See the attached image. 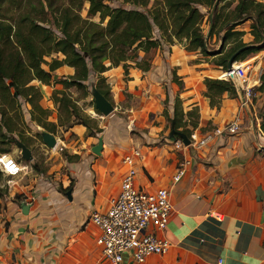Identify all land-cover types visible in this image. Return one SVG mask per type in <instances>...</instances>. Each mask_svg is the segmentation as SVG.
<instances>
[{
    "label": "crops",
    "instance_id": "0c3cea01",
    "mask_svg": "<svg viewBox=\"0 0 264 264\" xmlns=\"http://www.w3.org/2000/svg\"><path fill=\"white\" fill-rule=\"evenodd\" d=\"M233 30L242 32V43L252 40L247 21ZM179 43L176 39L171 44L162 42L156 50L162 44H173V53L165 63L153 56L145 71L132 65L124 74L116 65L97 75L108 89L110 99L106 100L112 107L109 113L92 117L89 107L93 101L87 102L85 113L94 118L99 131L87 135L80 123L66 129L56 126L55 146L63 155L44 173H33L25 181L18 177L20 183L16 181L0 199V264H107L87 216L93 209L105 210L116 195L126 170L122 158L134 148L140 153L134 183L147 189L166 188L171 204L160 233L169 243L167 250L138 264H264V135L256 114L260 98L244 97L232 82L237 97L225 91L210 105L203 79L219 78L222 71L207 74L199 64H191ZM263 54L264 49L253 54L257 71L251 81L262 67ZM141 57L139 51L136 61ZM164 68L171 69L169 74ZM73 72V67L61 65L51 75L67 77ZM97 77L90 78L89 92L80 101L92 100ZM51 84H40L39 105L51 111L47 120L56 123L49 95L61 87ZM166 93L168 114L172 101L178 99L189 132L195 130L202 136L232 120L238 130L214 136L197 149H174L167 139L159 142L166 133L161 114ZM27 107V125L39 128L30 122ZM117 109L120 115L114 113ZM191 112L195 114L193 126ZM133 130L140 136L131 134ZM169 132L168 140L176 139ZM99 138L101 148L94 153ZM182 161L187 162L183 174L173 180ZM121 264L134 263L124 260Z\"/></svg>",
    "mask_w": 264,
    "mask_h": 264
},
{
    "label": "trees",
    "instance_id": "16d2710c",
    "mask_svg": "<svg viewBox=\"0 0 264 264\" xmlns=\"http://www.w3.org/2000/svg\"><path fill=\"white\" fill-rule=\"evenodd\" d=\"M68 1L78 2L77 9L81 7L82 1H86V18H81L69 7L60 9L58 16L53 18L58 35L42 24L45 22L43 19L39 22L28 20L26 31L0 21V136L7 135L10 143H15V135L27 147L24 132L28 127L21 115L22 104L29 106L30 121L44 131L54 134L56 126H61L59 115L56 123L47 120L50 112L39 105L40 89L31 84L33 80L49 84L52 80L51 72L61 65L73 67L74 72L56 81L61 88L53 89L49 98L65 114L75 117L79 109L65 92L66 88L73 86L81 89L82 96L75 98L78 100L88 94L90 78L93 75L97 77L110 66L120 65L124 74L127 67L132 65L145 71L149 68L151 54L162 42L171 44L176 39L184 42L186 52L212 56L211 63L222 70V75L220 79H203L204 95L208 97L210 105H214L215 99L225 91L231 97H237L233 83L222 80L225 77L226 62L232 53L240 49L234 60L241 61L264 48V2L261 0H218L207 38L204 37L201 23L205 17V23L208 24L209 9L214 0H151V3L150 0H122L132 8L113 6L108 3L110 0ZM94 16H97V21L90 19ZM245 20H251L249 33L252 40L249 44L240 41L241 31L233 30ZM220 31L222 33L219 35ZM212 36L222 40L215 51L207 49ZM228 42V47L224 49ZM139 51L142 57L136 61ZM43 57H48V60ZM173 79L175 77L171 71L172 82ZM100 81L102 78L97 77L94 88L109 100L108 89ZM259 81L255 89L261 91L264 87V73L260 75ZM163 105L161 114L165 121L175 130L180 128L188 135L189 130L185 127L186 122L182 121L178 99L172 101L170 115L166 109L167 93ZM257 116L264 135V107ZM80 118L75 123L85 126L89 130L87 135L99 131L89 125L88 117ZM6 150L0 149L1 152Z\"/></svg>",
    "mask_w": 264,
    "mask_h": 264
},
{
    "label": "built area",
    "instance_id": "2783aa9c",
    "mask_svg": "<svg viewBox=\"0 0 264 264\" xmlns=\"http://www.w3.org/2000/svg\"><path fill=\"white\" fill-rule=\"evenodd\" d=\"M249 64H233L231 70L224 71L223 80L235 82L242 95L248 98L251 89L258 81L248 76ZM238 130L236 120L215 127L211 132L199 136L191 130L187 138L189 143L183 145L180 138L172 140L174 149L190 147L197 149L205 145L214 136L234 134ZM140 156L139 150L132 149L124 155L122 162L126 170L122 175L118 191L103 211L93 209L87 216V221L96 230L95 244L99 248L101 257L107 264H121L124 260L138 264L151 255L164 253L169 243L160 233L166 226L169 218L171 204L169 192L164 187L147 189L134 183L136 174L135 160ZM186 161H182L172 175L177 180L184 171ZM27 167L15 160L7 153H0V173L7 177L8 182L25 174ZM12 182L11 186L15 183Z\"/></svg>",
    "mask_w": 264,
    "mask_h": 264
},
{
    "label": "rangeland",
    "instance_id": "374dc122",
    "mask_svg": "<svg viewBox=\"0 0 264 264\" xmlns=\"http://www.w3.org/2000/svg\"><path fill=\"white\" fill-rule=\"evenodd\" d=\"M77 3L78 2L71 3L68 0H0V21H3V23H9L14 28L20 27L22 30L26 31L25 27L27 26L28 20L31 19V20H34L35 22L36 21L39 22L41 19H43L45 22L42 24L51 28L53 33L55 35H58V30L54 26L53 18L58 16V12L60 11V9H62L64 7H69L73 10V12L77 13L81 18H86V9H87L88 3L86 1H82L81 7L79 9H77ZM108 3L113 5V6L132 8L131 5H129L128 3H124L122 0H110ZM150 3H151V0H150ZM223 11H226V9H224ZM90 19L93 21L98 20L97 16L91 17ZM245 21H247L249 24L251 22V20H245ZM245 21H243V22H245ZM206 27H207V24L205 23V17H204L202 20V23H201V28H202L203 32L206 31ZM221 33H222V31L219 32V35ZM212 37H211V39L207 45V49L209 51H215L219 47V40L215 39V37H214V40H212ZM179 44L184 49V42L181 41V43H179ZM0 46H2L1 43H0ZM224 47H225V45H224ZM170 53H173V44H172V47H169L167 44H162V47L160 49L153 51V53L151 54V58L155 55H158V56H160L159 58L162 59L165 63V60L167 59V57L169 56ZM183 53L185 56H187L189 58V60H190L189 62L191 64H199V66L202 69H206L208 72H205V73H207V74L208 73L213 74V73H217V72L222 71L218 66L211 63L212 56H203L197 52L183 51ZM253 56L254 55L251 54L241 61H235V62H238L241 64H249L250 65V69L248 70L249 78H251L253 75H255L256 71H257V66L254 63V59L252 58ZM43 58L45 60H48V57H43ZM128 62L132 63L131 61H128ZM170 63H173V60H171ZM41 66L46 68V66H43L42 64H41ZM154 66H156V64ZM163 66L165 67V64ZM209 69L210 70L212 69V71L213 70H216V71L212 72V71H209ZM170 70L171 69L167 70V68L163 69L165 74H169L168 71H170ZM258 72H259V77L261 74L264 73V54L262 55V67L260 68V71H258ZM60 78H62V77L61 76H52V80L50 81L49 84H51V83L53 85L59 84L56 81H58V79H60ZM209 78L220 79L217 77H209ZM31 84L38 86L39 89L41 88L40 83L36 80L31 81ZM259 84H260V81L258 79V84L252 88L251 94L249 96V98H251L252 100H256L257 98H260L259 106L256 108V114L257 115H258V112L261 111L262 108L264 107V87L261 91H258L255 89ZM60 87H61V85H60ZM65 92L70 95L71 100L77 106L79 111L78 112L76 111L75 117L68 116V114H65L63 112V110H60L57 107V105L55 103H53V101H51L52 105H53L52 107H54L53 112L56 114V119H57V115H59L58 121H60L62 123L61 129H66L69 125L71 126L73 123L79 122L81 120L80 117H84V116H86L90 119L89 125L96 128L95 120L92 117L99 116V114H100L99 111L96 110L94 105L92 104L91 105L92 107H89V109L93 111V112H90V115L92 117H89L85 113V109L88 108L86 106L87 102H88V104H89V102L91 103V101H93V98H92V100H88V101H85V100L80 101V99L76 100L75 98H79L82 96V90L76 89L73 86H69L68 88H66ZM257 92H260V94H257ZM253 94H255V96ZM168 95L171 97V100H172L173 91H171L170 88L168 89ZM49 97H50V95H49ZM122 103L124 105L126 102L123 101ZM25 108H26V104H22L21 105V115H22V118L24 120V123L28 127L25 129V132H24V137L26 139L25 144L27 145V147L25 145H23L21 142H19L18 139L15 137V135H14L15 143H10L7 135L5 137L0 136V149L1 148L7 149L6 152L0 151V153L9 154L12 158L21 162V164H23L27 167V170H25V174L21 178L22 181H25V179L30 177L33 173H37V172L38 173L39 172L44 173V172H46L47 169L52 166V163H54L53 160L58 158L59 155H61V156L63 155L62 151L58 150L56 148V146H54L52 148H48L47 146H45L43 144L41 137H40V134L42 133V131L44 132V130L41 127L36 128L34 126L27 125L29 122L27 120L28 117L26 115V109ZM28 109H29V106L27 107V113H28ZM49 112H51V111H49ZM114 113L120 115V110H118V109L114 110ZM8 114H10V113H8ZM95 114H97V115L95 116ZM49 115H50V113H49ZM194 120H195V114H192L189 118V121L191 122ZM186 124H187V122H186ZM171 127L172 126H170L169 123L167 121H165L164 131H166V133L159 140V142L165 143L164 140L167 139V141L172 143L171 140H168V132H169ZM176 130L184 133L181 129H176ZM88 131L89 130H86V133ZM2 132H4L3 129H2ZM130 132L133 135L140 136V134L137 131L133 130ZM173 137L177 138L178 136L173 135ZM173 140H175V139H173ZM18 144H22L23 146H25L28 149V152L31 156L29 159H24L22 157L21 150H20V147ZM7 180H8L7 177L3 176L0 173V195H1L0 199L1 200H3L2 199L3 195L5 193H7L8 188L13 187V186H11V183L14 181L12 180V182H8V184H7ZM14 180L17 181V179H14ZM20 180L18 179L17 183H20L19 182ZM17 198H18V196L15 195L14 200ZM2 203H3V201H2Z\"/></svg>",
    "mask_w": 264,
    "mask_h": 264
},
{
    "label": "water",
    "instance_id": "95a60500",
    "mask_svg": "<svg viewBox=\"0 0 264 264\" xmlns=\"http://www.w3.org/2000/svg\"><path fill=\"white\" fill-rule=\"evenodd\" d=\"M217 2L218 0H214L210 9H209V20H208V24H207V27H206V31L204 33V37L207 38L209 32H210V29H211V25H212V15H213V12L216 8V5H217ZM222 44V40H220V44L219 46ZM240 49H237L235 52L232 53V55L228 58L227 62H226V70L225 71H229L231 70L235 60H234V57L236 56V54L238 53ZM91 95H92V98H93V105L95 107L96 110L99 111V113L105 115L107 113H109L112 109L110 103L100 94L98 93L97 91H95L94 89L91 91ZM170 138L173 137V135H177L181 142L183 143V145H187L189 143V140L187 138V136L180 132V131H177L175 130L174 128H170ZM40 137H41V140L43 142V144L45 146H47L48 148H52L55 146V138L53 136V134L51 133H48V132H43L40 134ZM19 147H20V150H21V155L24 159H29L31 156L28 152V149L23 146L22 144H18ZM101 148V139L99 138L98 139V142H97V147H95L93 149L94 153H98L99 152V149ZM23 206V205H22Z\"/></svg>",
    "mask_w": 264,
    "mask_h": 264
},
{
    "label": "bare ground",
    "instance_id": "6f19581e",
    "mask_svg": "<svg viewBox=\"0 0 264 264\" xmlns=\"http://www.w3.org/2000/svg\"><path fill=\"white\" fill-rule=\"evenodd\" d=\"M235 64H237L236 62H234ZM241 64V63H240Z\"/></svg>",
    "mask_w": 264,
    "mask_h": 264
}]
</instances>
